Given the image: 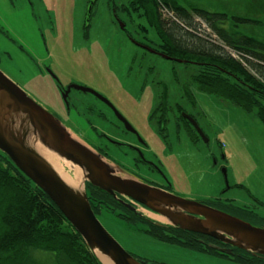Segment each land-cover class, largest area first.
<instances>
[{"label":"rangeland","instance_id":"1","mask_svg":"<svg viewBox=\"0 0 264 264\" xmlns=\"http://www.w3.org/2000/svg\"><path fill=\"white\" fill-rule=\"evenodd\" d=\"M178 2L185 7L200 6L260 18V28L242 24L239 31L252 35L257 30L264 35V0ZM255 2L262 12L250 9ZM128 3L129 0H0V70L44 108L55 111L63 109L56 80L65 86L75 84L96 91L134 127L145 144L138 138L134 142L143 155L160 165L165 175L163 179L139 164L132 169L138 177L159 185L167 183V178L171 193L183 198L211 205L218 198L213 206L230 214H234L227 209L230 204L244 207L261 219L249 221L261 227L263 122L255 111L246 112L227 99L199 89L192 80L197 70L195 63L155 53L153 49L160 41L155 29L138 12L127 13L124 8H129ZM166 16L170 14L164 13ZM195 21L200 27L196 31L202 38L207 37L208 27ZM140 25L147 31L141 30ZM163 93L168 121L159 126L151 119V113ZM70 94L77 104L76 113L72 110L70 116L88 142L96 146L102 143L84 118L97 130L116 133L103 119L86 114L87 104L97 110L106 109L96 96L74 89ZM185 114L195 119L204 137L198 134L193 141L180 119ZM109 150L116 162L118 158L130 163L129 156H123L122 147L110 145ZM121 211L101 209L95 215L128 253L147 264H242L160 241L144 231L146 222H130L118 216ZM143 213L150 220L167 225V221H160L162 216Z\"/></svg>","mask_w":264,"mask_h":264},{"label":"trees","instance_id":"2","mask_svg":"<svg viewBox=\"0 0 264 264\" xmlns=\"http://www.w3.org/2000/svg\"><path fill=\"white\" fill-rule=\"evenodd\" d=\"M128 5L125 11L138 12L155 29L160 41L154 49L172 58L195 62L197 70L192 80L199 89L227 99L246 112L255 111L264 124V35L257 30L252 35L239 31L242 24L260 28L263 25L260 18L210 11L200 6L185 7L178 0H129ZM250 9L263 11L256 2ZM166 12L170 16L164 17ZM195 19L208 27L207 37L202 38L196 31L200 27ZM139 28L147 31L143 25ZM158 98L165 106L166 94ZM157 105L151 119H156L160 126L167 121L166 107L159 109ZM85 191L95 214L101 209L120 208L118 216L130 222H146L144 231L160 241L242 264H264L263 256L235 247L232 255L217 252L208 245H229L211 237L170 225L157 226L89 182H85ZM227 209L240 218L252 214L253 219L261 220L241 207ZM259 222L264 227V219ZM0 264H102L47 194L1 151Z\"/></svg>","mask_w":264,"mask_h":264},{"label":"water","instance_id":"3","mask_svg":"<svg viewBox=\"0 0 264 264\" xmlns=\"http://www.w3.org/2000/svg\"><path fill=\"white\" fill-rule=\"evenodd\" d=\"M158 54L179 62H192ZM70 88L97 96L113 109L127 130L137 133L105 97L90 88L69 86L62 94L65 102ZM192 123L203 136L196 122ZM31 138L79 166L83 171L84 187L74 189L69 186L28 143ZM0 151L47 194L102 264L147 263L128 253L103 227L88 201L85 182L106 192L133 213L147 216L137 211L128 200L139 203L147 212L162 216L167 225L202 234L230 246L219 248L221 253L231 255L232 247H235L264 257V227L253 225L236 215L200 201L183 198L149 185L124 168L108 162L101 154L74 136L60 120L1 70ZM154 222L157 226L166 225Z\"/></svg>","mask_w":264,"mask_h":264},{"label":"flooded vegetation","instance_id":"4","mask_svg":"<svg viewBox=\"0 0 264 264\" xmlns=\"http://www.w3.org/2000/svg\"><path fill=\"white\" fill-rule=\"evenodd\" d=\"M128 35L131 37L130 34H128ZM144 46L146 48L149 47L147 45H144ZM153 50L155 52L161 53L157 49H153ZM161 54H163V53H161ZM58 81L56 80V82L58 84V87H59V90H60L61 94H63L66 91V89L69 86H71V85L65 86L61 82H58ZM72 85H75V84H72ZM72 89H74V88H70V90L68 91V94H67V97H66V102L62 98V101H63V109L61 108L59 111H55V110L49 109L48 107H45V109L48 110L51 114H53L58 120H60L62 122V124L65 127H67V129H69L73 133L74 136H76L79 140H81L82 142H84L85 144H87L89 147H91L93 150H95L99 154H101L108 162H110V163H112L114 165L117 164L118 166L124 168L128 172H130L133 175H135L136 177H138V176H137V173L134 170H132L133 167H136L139 164H143L144 166H146L152 172V174L159 175V176H163V179H165V175L162 172L160 165H158L157 162H155L152 158H148L147 156L143 155V153L141 152L140 146L137 145L134 142V139L138 138V140L140 141V143L143 144L144 141L141 139V137L137 133H134L132 131L127 130L125 128L123 122L119 118H117V116L115 115L113 109L109 105H107L105 102H103L102 100H100L97 96H96V98H98L101 102H103L104 107L106 109L105 110H103V109L97 110V109H95V107L93 105L87 104L86 107H85L86 114H93L95 117H98L100 119H103L105 122H107L108 124H110L116 130V133L115 134H109L108 132H105V131H102V130H97V128L91 123V121H89V119H86V118L83 117L84 120L87 121L88 127L94 132L95 137L100 142H102V143H100L98 146H96L94 144H91V142H88L86 135L80 134L78 132V127L76 126L75 122L73 121V119L70 116L72 110H74V112L77 111V109H76L77 108V104L72 101L71 94H70ZM74 90H77V89H74ZM78 91H81V90H78ZM86 93H89V92H86ZM158 105H159V109L162 108V107L163 108L164 107L168 108L167 103L164 106V105H162L161 101L159 102ZM179 112H180V110H179ZM77 113L79 114V112H77ZM180 119L183 121L184 125L187 127L189 133L192 136L193 141L197 140L198 137H199V135H198L199 133H197V131L194 129V127L190 123L191 120L192 121H195V119L191 115H186V114L183 115V116H180ZM153 121L156 122L157 120L156 119H153ZM161 125H163V124H161ZM132 128H134V127L132 126ZM163 129H164V127H163ZM201 132H202V130H201ZM202 135L204 137V133L203 132H202ZM85 141H87V143ZM110 145H115V146H118V147H122L123 148L122 154H123L124 157L129 156L130 163L127 162L126 160L120 161L118 158L116 159V160H118V162H116L112 158V156L110 154V150H109ZM138 178L141 179L143 182H145L144 179H142L140 177H138ZM166 181H167V183L162 184V185L153 184V183L150 184L149 182L147 184L152 185V186H155V187H158V188H160L162 190H165L167 192H172L169 189L170 188V182H168V179L167 178H166ZM188 196L190 198L194 199V197L192 195L191 196L188 195ZM214 200L212 201V204L213 205L215 204V201H218V198H216L215 201ZM200 202H202L204 204H207L209 206L214 207L213 205H211V203L209 204V203L203 202V201H200ZM230 206H231V204L228 207H230ZM241 209L244 210V211H250L248 209L245 210L244 207H242ZM225 212H226V210H225ZM233 215H236V214H233ZM251 215L249 214V215H246L245 217H243V218L241 217V218L244 219V220H246V221H249V219H253V216H251ZM238 217H240V216H238ZM208 246H210V248L215 249L219 253H221L219 251V248H225V246H218V245H214V244H212V245L209 244ZM226 247H230V246H226ZM221 254H224V253H221Z\"/></svg>","mask_w":264,"mask_h":264},{"label":"bare ground","instance_id":"5","mask_svg":"<svg viewBox=\"0 0 264 264\" xmlns=\"http://www.w3.org/2000/svg\"><path fill=\"white\" fill-rule=\"evenodd\" d=\"M28 143L52 166L57 174L69 186L74 189H81L83 187V171L79 166L58 156L56 153L50 151L41 143L34 141L32 138L28 140ZM159 219L163 222L166 221L163 217ZM96 253L100 257V254L97 251Z\"/></svg>","mask_w":264,"mask_h":264},{"label":"built area","instance_id":"6","mask_svg":"<svg viewBox=\"0 0 264 264\" xmlns=\"http://www.w3.org/2000/svg\"><path fill=\"white\" fill-rule=\"evenodd\" d=\"M128 201H129V203H130L133 207H135V209H136L137 211H139V212H141V213H143V212L146 211L145 208H144L142 205H140L139 203H137V202H135V201H133V200H128Z\"/></svg>","mask_w":264,"mask_h":264}]
</instances>
